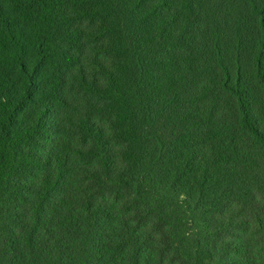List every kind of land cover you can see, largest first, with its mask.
Segmentation results:
<instances>
[{
    "label": "trees",
    "instance_id": "trees-1",
    "mask_svg": "<svg viewBox=\"0 0 264 264\" xmlns=\"http://www.w3.org/2000/svg\"><path fill=\"white\" fill-rule=\"evenodd\" d=\"M108 1L0 0V264H264V0ZM197 12L232 125L168 141L143 48Z\"/></svg>",
    "mask_w": 264,
    "mask_h": 264
},
{
    "label": "rangeland",
    "instance_id": "rangeland-1",
    "mask_svg": "<svg viewBox=\"0 0 264 264\" xmlns=\"http://www.w3.org/2000/svg\"><path fill=\"white\" fill-rule=\"evenodd\" d=\"M196 2L200 6L201 13H207V19L215 22L219 17L216 12L220 7L232 6L234 2L239 3V0H196ZM115 5L116 3H113V9ZM198 14L199 12L189 18L184 39L176 38L177 40L171 42L172 39L169 38L170 43L163 44L165 49L172 50L168 55L158 60L161 55L156 50V45L143 48L147 67L146 88L143 94L153 100L154 111L159 115L156 130L168 141H172L173 137L185 129L187 133H193L196 120H213V124H220L228 130L232 125L233 106L218 89L219 73L212 58L211 29L214 26L207 27L201 34L191 33V24L201 19ZM117 19H122V16ZM125 20L127 23H133L130 16L125 17ZM84 27L88 29L87 26ZM129 32L131 37L135 31L132 29ZM195 36H197L196 40L192 41ZM164 77L169 84L165 90H160L158 86L165 82ZM86 98L88 97H84V100ZM96 100L92 98L85 101L96 102ZM169 103L172 105L171 109L167 113H162ZM91 116L98 124L113 132L111 115L104 109ZM201 124L205 123L201 122Z\"/></svg>",
    "mask_w": 264,
    "mask_h": 264
}]
</instances>
